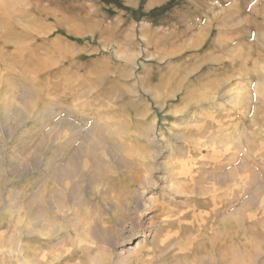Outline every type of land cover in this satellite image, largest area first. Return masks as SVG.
<instances>
[{
  "label": "rangeland",
  "instance_id": "obj_1",
  "mask_svg": "<svg viewBox=\"0 0 264 264\" xmlns=\"http://www.w3.org/2000/svg\"><path fill=\"white\" fill-rule=\"evenodd\" d=\"M115 1L0 0V264H208L203 240L214 233L217 241L223 220L234 231L242 209L258 200L253 191L262 167L257 159L264 158V0H175L160 13L151 12L160 6L146 8L149 0ZM202 98L207 100L197 102ZM185 126L191 129L189 143L212 140L211 164L225 160L204 182L230 177L222 189L228 208L214 216L219 202L203 200L201 194L190 210L187 203L165 216L150 207L140 217L138 233L130 235L127 224L91 200L90 186H98L107 172L108 186L128 182L133 159L152 153L149 139L160 146L159 160L172 156L171 147L180 153L182 141L172 133ZM50 131L57 136L47 145ZM239 139L246 150L237 148ZM237 151L241 158L234 159ZM55 170L59 174L53 177ZM238 193L242 197L236 199ZM70 194L80 208L69 210ZM150 194L167 204L161 187ZM182 200L183 194L177 195L179 204ZM100 218L111 228L107 234L98 225ZM77 221L84 227L75 228ZM95 226L100 229L96 238ZM238 236L234 232L222 247L218 244V256L228 250L226 264H246ZM190 241L195 243L190 250L172 254ZM257 241L262 249L253 264H264V232Z\"/></svg>",
  "mask_w": 264,
  "mask_h": 264
},
{
  "label": "bare ground",
  "instance_id": "obj_2",
  "mask_svg": "<svg viewBox=\"0 0 264 264\" xmlns=\"http://www.w3.org/2000/svg\"><path fill=\"white\" fill-rule=\"evenodd\" d=\"M233 6V5H232ZM238 9V8H237ZM235 10V9H234ZM240 10V9H239ZM263 10V9H262ZM238 13V12H236ZM235 14V13H234ZM238 15V14H237ZM258 15V14H257ZM239 16V15H238ZM260 16V15H259ZM238 18V17H237ZM256 18V17H255ZM254 19V18H253ZM261 20V18H260ZM263 20V19H262ZM256 21V20H255ZM250 23V22H249ZM258 24V23H257ZM257 24H254L255 26ZM250 25V24H249ZM261 27V26H259ZM257 28V27H256ZM255 28V29H256ZM262 28V27H261ZM260 29V28H259ZM258 29V30H259ZM235 30H238V29H235ZM260 32V30H259ZM243 34V33H242ZM28 37V36H27ZM240 44V43H239ZM32 48L34 46H31ZM239 51V50H237ZM236 51V52H237ZM28 53V52H26ZM25 53V54H26ZM33 54V53H32ZM241 54V53H240ZM30 55V54H29ZM235 55V54H234ZM241 56V55H240ZM29 58V56H28ZM30 59V58H29ZM256 61V60H255ZM257 62V61H256ZM255 64V63H254ZM28 66V65H27ZM26 70V69H25ZM253 70V69H252ZM37 71H39L37 69ZM246 73V72H245ZM248 73V72H247ZM35 75V74H34ZM37 76V75H36ZM29 77V76H27ZM32 77V76H31ZM31 77L29 79V82L31 81ZM39 77V76H38ZM251 77H253L251 75ZM33 79V78H32ZM36 79V78H35ZM250 79V78H249ZM253 79V78H252ZM34 81V80H33ZM36 83V82H35ZM219 83V82H218ZM216 84V83H215ZM211 85V84H210ZM160 86V85H159ZM164 86V85H163ZM205 86V84H204ZM222 86V84H221ZM203 87V86H201ZM200 87V88H201ZM207 87V86H206ZM209 87V86H208ZM219 87V86H217ZM159 88V87H158ZM184 88V87H183ZM191 89V88H189ZM202 89V88H201ZM208 89V88H207ZM221 89V88H220ZM148 90V89H147ZM186 90V89H185ZM198 90V89H197ZM189 91V90H188ZM198 92V91H197ZM214 92V91H213ZM185 93H188V92H185ZM193 93V92H192ZM210 93V92H209ZM215 93V92H214ZM217 93V91H216ZM199 94V93H198ZM203 94V93H202ZM223 95H226L227 93L224 91L223 93H221ZM180 95V94H179ZM185 95V94H184ZM183 95V97H184ZM191 95V94H190ZM207 95V93H206ZM40 96V95H39ZM200 96V95H199ZM154 97V96H153ZM191 97V96H190ZM211 97V96H210ZM223 97V96H222ZM28 98V97H27ZM37 98V97H36ZM35 98V99H36ZM96 98V97H95ZM158 98V97H157ZM167 98V97H166ZM192 98V97H191ZM215 98V97H214ZM23 99V98H22ZM97 99V98H96ZM153 99V98H152ZM196 99V98H194ZM210 99V98H208ZM220 99V98H218ZM260 99V98H259ZM20 100V99H19ZM32 100V99H31ZM178 100H181V99H178ZM189 100V99H188ZM207 99L205 98H202V99H199L197 102H203V101H206ZM212 100V99H211ZM214 100V99H213ZM28 101V100H27ZM96 101V100H95ZM130 101V100H129ZM133 101V99H132ZM190 101V100H189ZM196 101V100H195ZM260 101V100H259ZM30 102V101H29ZM27 102V103H29ZM33 102V101H31ZM35 102V100H34ZM171 102V101H170ZM21 103V101H20ZM24 103V102H22ZM95 103V102H94ZM135 103V102H134ZM207 103V102H205ZM30 104H33V103H30ZM99 104V103H98ZM132 104V103H131ZM120 105V104H119ZM126 105V104H124ZM130 105V104H129ZM142 105V104H141ZM140 105V106H141ZM166 105V104H165ZM188 105V104H187ZM190 105V104H189ZM200 105V104H199ZM25 106V105H24ZM123 106V105H122ZM135 107V105H133ZM185 106V105H184ZM196 107H198L197 105H195ZM29 107V106H28ZM96 107V106H95ZM162 107V106H161ZM187 107V106H186ZM185 107V108H186ZM189 107V106H188ZM110 108V107H109ZM126 108V106H125ZM193 108V107H191ZM203 108V107H202ZM160 110V109H159ZM177 111V110H176ZM193 111V110H192ZM196 111V110H195ZM16 112V110H15ZM104 112V111H103ZM120 112V111H119ZM137 112V111H136ZM182 112V111H181ZM15 114V113H14ZM28 114V113H27ZM120 114V113H119ZM191 114V113H189ZM128 115V114H127ZM142 115V114H141ZM17 116V115H16ZM15 116V117H16ZM122 116V115H121ZM126 116V115H125ZM143 116V115H142ZM229 116V115H228ZM231 116V115H230ZM29 117V116H28ZM116 117V115H115ZM219 117V116H218ZM217 117V119H219ZM17 118V117H16ZM118 118V117H117ZM26 119V118H25ZM66 119V118H65ZM96 119V118H95ZM116 119V118H115ZM216 119V118H215ZM99 120V119H97ZM196 120V119H195ZM214 120V119H213ZM223 120V119H222ZM95 121V120H94ZM138 121V120H137ZM215 123H217L216 121L217 120H214ZM94 123V122H93ZM92 123V124H93ZM97 123V122H96ZM95 123V124H96ZM151 123V122H150ZM214 123V124H215ZM220 123V122H218ZM68 124V123H67ZM94 124V125H95ZM140 124V123H139ZM63 125V124H62ZM147 125V124H146ZM12 126V125H11ZM127 126V125H126ZM140 126V125H139ZM152 128H153V125H151ZM208 126V125H207ZM213 126V125H212ZM216 126V125H215ZM93 127V126H92ZM18 128V127H17ZM65 128H67L65 126ZM72 128V126H71ZM119 128V127H118ZM149 129H151L150 125L148 127ZM194 128V126H193ZM213 128V127H212ZM13 129V128H12ZM142 129V128H141ZM7 130V129H6ZM54 130V129H53ZM117 130V129H115ZM119 130V129H118ZM191 131V129L187 126L183 127V128H180V130H178L177 132H173L172 133V136L175 137L176 139H179L182 141V148H181V151L180 153H175L174 152V148L171 147V150L172 151V156L169 157V158H166V160H159V156L161 154V151H160V146L156 145L158 143H156L155 140H150L149 139V142L151 144V148H152V153H147V154H144L143 152L141 154H139V157L137 158H134L133 159V170L129 173V178L130 180L128 182H125V183H122L120 184V188L119 186H115V187H112V186H108L105 182H106V178L108 176L111 175V172H107V175H105V177L103 178V181L101 180L100 183H98V186H94L93 184L90 186V194L92 195L91 196V200H95L96 203L97 202H101L102 204H104L105 206V209H106V214L108 216H111V218H114L115 220H117L118 223L120 224H127V228H128V232H130V235H135L138 233V230L139 228L142 226L141 224V216L150 208V207H155L157 208V210H160V212L162 213L161 215H167L169 213H177L178 210H180V207H182L183 205H186L187 203H189L190 207H189V210L192 209V207L194 206L193 203H194V200L195 198L197 197V195L201 194V198L203 200H206V201H211L212 203H216L217 201L219 202V205L217 206V209L213 212V215L216 216L217 214H222L225 212V210L228 208L226 206L227 204V198L226 196L227 195H224L225 192H223L222 189H224L225 186H227L228 182L230 181V177H225V176H221V177H213L215 179H212L213 181L211 183H206L204 182L206 177L209 175V177H212L213 175L216 174L215 172V168H221L222 167V162L224 161L225 163V160L223 159V161L217 163V166L216 164L213 165L211 164V153H209V151L211 152L215 150V147L214 149L210 148L209 145H211V141L210 138L208 141H197V142H194V141H191V143H189V141L187 140L188 137L186 135H188V131ZM9 131V130H8ZM14 131V130H13ZM69 131V130H68ZM151 131V130H150ZM153 131V129H152ZM211 131V130H210ZM210 131H208L210 133ZM251 131V130H250ZM254 131V130H253ZM11 132V131H10ZM48 132V131H47ZM52 131H50L49 133H51ZM85 132V131H84ZM48 133V136L46 135L47 137V145H49L52 141L55 140L56 138V134H54L53 132L51 134ZM92 133V132H91ZM142 133V132H141ZM98 134V133H97ZM119 134V133H118ZM117 134V135H118ZM122 134V133H121ZM151 134V133H149ZM171 134V133H170ZM214 134V133H213ZM81 135V134H80ZM82 135H83V132H82ZM88 135V134H87ZM86 135V136H87ZM92 135V134H91ZM96 135V134H95ZM111 135V134H110ZM115 135V134H113ZM12 136V135H11ZM73 136V135H72ZM85 136V135H84ZM85 136V138H86ZM104 136V135H103ZM120 136V135H118ZM171 136V135H170ZM218 136V135H217ZM78 137V136H77ZM110 137V136H109ZM142 137H145L144 135H142ZM8 138V137H7ZM83 138V139H85ZM94 138V137H93ZM107 138V136H106ZM114 138V137H113ZM153 138V137H152ZM256 138V137H255ZM74 139V138H73ZM95 139V138H94ZM103 139V138H102ZM156 139V138H155ZM163 139V138H162ZM208 139V138H207ZM214 139V138H213ZM100 140V139H99ZM107 140V139H106ZM105 140V141H106ZM242 139H239L238 141L234 142L237 146V148H241L246 150V148L243 146V143L241 141ZM252 140V139H251ZM85 141L87 142V138L85 139ZM89 141V140H88ZM96 141V140H94ZM148 141V140H147ZM42 142V141H41ZM92 142V141H91ZM115 142V141H114ZM96 143V142H95ZM111 143V142H109ZM131 143V142H130ZM141 143V142H140ZM83 144V143H82ZM86 144V143H85ZM88 144V142H87ZM92 144V143H91ZM169 144V143H168ZM80 145V144H79ZM160 145V144H159ZM170 145V144H169ZM259 145V143H258ZM257 145V146H258ZM3 146V145H2ZM83 146V145H82ZM86 146V145H85ZM99 147L101 145H98ZM149 146V145H148ZM48 147V146H47ZM70 147V146H69ZM76 147V146H75ZM137 147V146H136ZM38 148V147H37ZM103 147H101L102 149ZM140 148V146L138 147ZM220 148V147H219ZM258 148V147H257ZM2 149V148H0ZM4 149V148H3ZM51 149V148H50ZM49 149V150H50ZM100 149V148H99ZM48 150V149H47ZM148 150V148H147ZM151 150V149H150ZM242 150V151H244ZM256 150V149H255ZM132 151V150H131ZM139 151V149H138ZM149 151V150H148ZM219 151V150H218ZM41 152V150H40ZM43 152V151H42ZM72 152V151H71ZM86 152V151H85ZM137 152V151H136ZM150 152V151H149ZM45 153V152H44ZM66 153V152H65ZM105 153V152H104ZM126 153V152H124ZM227 153V152H226ZM235 153V152H234ZM2 154V153H1ZM52 154V153H51ZM57 154V153H56ZM74 154V153H73ZM103 154V153H102ZM181 155V157L179 158L178 155ZM215 154V153H213ZM243 154V153H242ZM44 155V154H43ZM59 155V154H58ZM72 155V154H71ZM91 155V154H90ZM132 155V154H130ZM232 155V154H231ZM236 157L234 159H238V157L240 156V154L238 153V151L235 153ZM234 155V156H235ZM253 155V154H252ZM61 156V155H60ZM104 156V155H103ZM219 156V154H218ZM244 156V155H243ZM49 157V156H48ZM59 157V156H58ZM82 157V156H81ZM80 157V158H81ZM201 157L204 158V162L203 161H200V159H202ZM225 157V156H224ZM256 157V156H255ZM33 158V157H32ZM36 158V157H35ZM56 158V157H55ZM77 158V157H76ZM127 158V156H126ZM125 158V159H126ZM206 158H208L209 162H206ZM241 158V157H239ZM246 158V157H245ZM85 159V158H84ZM114 159V158H113ZM116 159V158H115ZM128 159V158H127ZM226 159V158H225ZM71 160V159H70ZM77 160V159H76ZM81 160V159H80ZM130 160V159H129ZM149 160H152L154 161L153 165L149 164ZM218 160H221V159H218ZM232 160V159H231ZM55 161V160H54ZM53 161V162H54ZM109 161V160H108ZM128 161V160H127ZM125 160V162H127ZM217 161V159H216ZM228 161V160H227ZM245 161V160H243ZM254 162V160H252ZM251 161V162H252ZM36 162V161H35ZM68 161H66L65 163H67ZM79 162V161H78ZM87 162V161H86ZM99 162V161H98ZM116 162V161H115ZM114 162V164H115ZM118 162V161H117ZM214 162V161H213ZM257 162L262 166L260 168V171H259V175L257 177V180L255 181L256 184H257V187L255 188V190L253 192H257V198L258 200L256 201V203L253 205V206H247L242 209V213H241V224L240 225H235V229L234 231H231V227H232V224H230L227 220H223L222 221V231H221V237L217 239L216 241V237H215V234L213 233L211 235V238H207V239H204L203 240V243H204V246L208 252V256H209V259H211L210 262H208V264H216V263H220V264H226L227 260H228V250L227 249H223V257L222 256H218L217 255V247H218V244L221 245V247L225 244V242L227 241V237L231 236V234H234V232H239V239H240V242L238 243L237 245V248L238 250H240L241 252H243V255H242V259H244V262L246 264H253V258H254V254L257 250H261L262 248V244L260 242L257 241V237H259L260 235V232H264V226H263V216H264V158L263 157H260L259 158V161L257 159ZM58 163V162H57ZM69 163V162H68ZM75 163V162H74ZM92 163V162H91ZM109 163V162H108ZM130 163V161L128 162ZM215 163V162H214ZM231 163V162H230ZM238 163V162H237ZM240 163L243 165L244 162L240 161ZM72 164V163H70ZM81 164V163H80ZM84 164V163H83ZM112 164V163H111ZM117 164V163H116ZM115 164V165H116ZM120 162H118L117 165H119ZM131 164V163H130ZM229 164V163H228ZM255 164V162H254ZM58 165V164H57ZM60 165V164H59ZM66 165V164H65ZM74 165V164H72ZM121 165V164H120ZM246 165V164H245ZM258 165V164H257ZM30 166V165H29ZM55 166V165H54ZM85 166V164H84ZM106 166V165H105ZM226 166V165H225ZM239 166V165H238ZM31 167V166H30ZM34 167V166H33ZM93 167V166H92ZM107 167V166H106ZM126 167V166H125ZM124 167V168H125ZM224 167V166H223ZM237 167V166H236ZM259 167V166H258ZM35 168H36V165H35ZM50 168V167H49ZM53 168V167H52ZM55 168V167H54ZM84 168V167H83ZM96 167L94 166V169ZM226 168V167H225ZM69 168H67L68 170ZM87 169V167H86ZM93 169V168H92ZM111 169V168H110ZM109 169V170H110ZM236 169L235 171H239L238 168H234ZM244 169V168H243ZM246 169V167H245ZM244 169V170H245ZM31 170H32V167H31ZM45 170V169H44ZM48 170V169H47ZM62 170V169H61ZM65 170V169H64ZM80 170V169H79ZM96 170V169H95ZM125 170V169H123ZM254 170V169H253ZM50 171V170H49ZM104 171V170H103ZM116 173L120 172V170L118 169H115L114 170ZM126 171V170H125ZM124 171V172H125ZM161 171H164L163 173L167 172V174H163L164 176L161 175ZM233 171V170H232ZM243 171V170H242ZM256 171V169H255ZM51 172V171H50ZM49 172V173H50ZM63 172V171H62ZM61 172V173H62ZM70 172V170H69ZM88 172V171H87ZM90 172V171H89ZM94 172V171H92ZM96 172V171H95ZM223 172V171H222ZM257 172V171H256ZM27 173V172H26ZM25 173V174H26ZM72 173H74L72 171ZM97 173H100L99 171H97ZM96 173V174H97ZM102 173V172H101ZM123 173V172H122ZM228 173V172H226ZM243 173V172H241ZM258 173V172H257ZM59 174V172L57 173V170H55L53 173H52V176L53 177H56L57 175ZM94 173H92V177H96L95 174L93 175ZM126 174V173H125ZM222 174V173H221ZM230 174V172L228 173ZM246 174V173H244ZM21 175V174H20ZM51 175V174H50ZM63 175V174H61ZM60 175V176H61ZM71 175V174H70ZM75 175V173H74ZM90 175V174H89ZM117 175V174H116ZM223 175V174H222ZM59 176V177H60ZM86 177V175H84ZM102 176V174H101ZM243 176V175H242ZM78 177V176H76ZM98 177V176H97ZM123 177V176H122ZM20 178V177H19ZM58 178V177H57ZM109 178V177H108ZM107 178V179H108ZM117 178V177H116ZM185 180H184V179ZM60 179V178H59ZM72 179V178H71ZM87 179V178H86ZM120 179V178H119ZM118 179V180H119ZM187 179V180H186ZM57 180V179H55ZM80 180V179H79ZM88 180V179H87ZM178 180H183V181H178ZM211 180V179H210ZM233 179H231L232 181ZM236 180V179H235ZM50 181V179H49ZM59 181V180H58ZM66 182V181H65ZM72 182L74 183V181L72 180ZM117 182V181H116ZM58 183V182H57ZM72 183V184H73ZM110 183V182H108ZM233 183V182H231ZM2 184L3 182L0 180V187H2ZM64 184V183H63ZM71 184V183H70ZM78 184V183H77ZM230 184V183H229ZM235 184V183H233ZM251 184V183H250ZM253 184V183H252ZM67 185H68V182H67ZM97 185V184H96ZM113 185V184H112ZM238 185V184H237ZM54 186V185H53ZM57 186V185H56ZM73 186V185H72ZM136 186V187H134ZM67 187V186H66ZM75 187H76V183H75ZM72 189L71 193H73L74 191V188ZM86 187V186H85ZM155 187H161V192H162V200L163 201H167V204H163V202H159V198L160 197H154V196H151L148 195L149 192L155 188ZM230 187V186H229ZM237 187V186H236ZM235 187V188H236ZM59 188V187H58ZM68 188V187H67ZM66 188V189H67ZM228 188V187H227ZM55 189V188H54ZM65 189V190H66ZM76 189V188H75ZM89 189V188H88ZM58 190V189H57ZM55 191V190H54ZM53 191V192H54ZM61 191V190H60ZM59 191V192H60ZM89 190H87V193H88ZM226 191V190H224ZM80 192V191H79ZM229 192V191H228ZM244 192V191H243ZM247 192V191H246ZM52 193V192H50ZM57 193V192H56ZM55 193V194H56ZM77 193H78V190H77ZM248 193V192H247ZM60 194V193H59ZM75 194V193H74ZM73 194V195H74ZM80 194V193H79ZM183 194V200L181 202V204L178 203V201H176V197L177 195H182ZM219 194V195H218ZM240 194L241 193H238L236 195V199H239L240 197ZM255 194V193H253ZM78 195V194H76ZM82 195V193H81ZM216 195V196H215ZM251 196V194H249ZM52 196V195H51ZM80 196V195H79ZM148 196V197H147ZM231 196V195H230ZM229 196V197H230ZM66 197V196H65ZM71 200V206L69 208L70 209H74L76 206L78 208H80L79 206L80 203L78 202H75L73 200V197L75 196H72L70 194V196H68ZM242 197V196H241ZM240 197V198H241ZM247 197L249 198V196L247 195ZM58 198V197H56ZM84 198V197H83ZM247 198V199H248ZM80 199V198H79ZM194 199V200H193ZM1 200V199H0ZM30 201V200H29ZM60 201V200H59ZM58 201V202H59ZM239 201V200H238ZM247 201H250V200H247ZM203 202V201H202ZM210 202V203H211ZM245 202V201H243ZM242 202V203H243ZM253 202V201H251ZM56 203V202H55ZM54 203V204H55ZM87 203V202H86ZM91 203V202H90ZM53 204V203H52ZM100 204V203H99ZM66 205V204H65ZM91 205V204H90ZM94 205V204H92ZM98 205V203L96 204ZM95 205V206H96ZM198 205V204H197ZM195 204V208L197 206ZM244 206V203L242 204ZM241 205V206H242ZM54 208H55V205H53ZM101 206V205H100ZM99 206V207H100ZM188 206V205H186ZM185 206V207H186ZM225 206H226V209H225ZM27 207V205L25 206ZM97 207V206H96ZM248 207V208H247ZM252 207V208H251ZM90 208V207H89ZM159 208V209H158ZM66 209V208H65ZM104 209V208H103ZM184 209V208H183ZM194 209V208H193ZM75 210V209H74ZM81 210V209H80ZM210 210V209H209ZM56 211V210H55ZM82 211V210H81ZM93 212V210H91ZM99 211V210H98ZM64 212V211H63ZM74 212V211H73ZM89 212V211H88ZM95 212V211H94ZM102 212V211H101ZM131 212L135 213V217H131ZM82 213V212H81ZM158 213V212H157ZM73 214V213H72ZM75 214V213H74ZM80 214V213H79ZM77 214V215H79ZM83 214V213H82ZM88 214V213H86ZM97 214V213H96ZM71 214H69L70 216ZM146 215V214H145ZM160 215V214H159ZM187 215V214H186ZM84 216V214H83ZM88 216V215H87ZM189 216V215H188ZM226 216V214H225ZM57 217V216H56ZM60 217V216H59ZM62 217V216H61ZM67 217V216H65ZM71 218V217H70ZM86 218V217H85ZM64 219V218H63ZM68 219V217L66 218ZM183 219H184V216H183ZM199 219V218H198ZM100 221H98V225H100V229L101 231L104 233V234H107L108 232H110L111 228L103 225V222L104 220L103 219H99ZM205 220V219H204ZM62 221V220H60ZM194 221V220H193ZM217 221V220H216ZM64 222V221H63ZM143 222V221H142ZM200 222V221H199ZM152 223V222H151ZM198 223V222H197ZM149 224V223H148ZM189 224V223H188ZM34 225L33 224L31 227H26L24 230H26L27 232H24V234H28L31 230H33L32 228H34ZM75 225L74 226L75 228L79 227V226H83L85 225V223L83 224V221H77L75 222ZM147 225V224H146ZM191 225V224H190ZM212 225V224H211ZM70 226V225H69ZM111 226V225H110ZM117 226V225H116ZM148 226V225H147ZM196 226V225H195ZM199 226V225H198ZM112 227V226H111ZM124 227V226H123ZM187 227V226H186ZM202 227V226H201ZM200 227V228H201ZM206 227V226H205ZM66 228V227H65ZM185 228V227H184ZM199 228V229H200ZM67 229V228H66ZM100 229L95 226V234H94V238H96L99 234V231ZM144 229V228H143ZM193 229V228H192ZM117 230V228H116ZM179 230V229H178ZM185 230V229H184ZM203 230V229H202ZM123 231V229H122ZM141 231V230H140ZM150 231V230H149ZM169 231V230H168ZM171 231V230H170ZM210 231V230H209ZM208 230L206 231H193L192 235L194 236H198L200 234L204 235V234H207L209 232ZM22 232V231H21ZM127 232V233H128ZM163 232V231H162ZM113 233V232H112ZM178 233V232H177ZM176 233V234H177ZM114 234V233H113ZM126 234V233H125ZM145 234V233H144ZM147 234V233H146ZM53 235V234H52ZM70 235V234H69ZM161 235V234H160ZM80 236V235H79ZM163 236V235H161ZM183 236V235H182ZM165 237V236H163ZM115 238V236H114ZM158 238V237H157ZM256 238V240H255ZM262 238V237H261ZM144 239V238H143ZM167 239V238H166ZM177 240H179V238L177 237L176 238ZM189 239V238H188ZM108 240V239H107ZM163 240V239H162ZM165 240V239H164ZM192 240L194 242H196L193 238ZM260 240V239H259ZM262 240V239H261ZM166 241V240H165ZM169 241V240H168ZM188 241V240H187ZM193 241H190L184 245H179V247L175 249H172V250H175V252H173L172 254H178L179 251L182 252L184 250H187L189 248H191L195 243ZM219 241V242H218ZM186 242V241H184ZM201 242V241H199ZM97 243V242H96ZM100 243V242H99ZM112 243V242H111ZM163 243V242H162ZM165 244V243H164ZM166 244H167V241H166ZM155 245V244H154ZM161 245V244H159ZM264 245V244H263ZM174 246V244H173ZM172 246V247H173ZM176 246V244H175ZM144 247V246H143ZM143 247L141 249H143ZM65 248V247H64ZM146 248V247H145ZM170 249V248H169ZM169 249H166V250H169ZM197 249V248H196ZM199 249V248H198ZM139 251V249H136ZM145 250V249H144ZM160 250V249H159ZM190 250V249H189ZM188 250V251H189ZM219 250V248H218ZM141 251V250H140ZM143 251V250H142ZM150 251V250H149ZM157 251V250H156ZM162 251V250H161ZM170 251V250H169ZM202 251V249H201ZM146 252V251H145ZM172 252V251H171ZM232 252V251H231ZM139 253V252H138ZM149 253V252H147ZM151 253L152 250H151ZM161 253V252H160ZM220 253V252H219ZM154 254V253H153ZM166 254V253H164ZM163 254V255H164ZM138 255V254H137ZM141 255V253H140ZM158 255V254H157ZM238 255V254H237ZM259 255V254H258ZM142 256H143V253H142ZM147 256V255H146ZM152 256V255H150ZM256 256V254H255ZM141 257V256H140ZM149 257V256H148ZM162 256L160 255V258ZM237 257V256H236ZM163 258V257H162ZM165 259V258H164ZM167 259V258H166ZM196 259V258H195ZM199 259V258H198ZM146 260V258H145ZM44 261V260H43ZM148 261V260H147ZM171 261V260H170ZM150 262V261H149ZM164 262V261H163ZM167 262V261H166ZM195 262V261H194ZM201 262V261H199ZM237 262V261H236ZM240 262V261H239ZM192 263V262H191ZM218 263V264H219ZM145 264V262H144ZM200 264V263H199Z\"/></svg>",
  "mask_w": 264,
  "mask_h": 264
},
{
  "label": "trees",
  "instance_id": "obj_3",
  "mask_svg": "<svg viewBox=\"0 0 264 264\" xmlns=\"http://www.w3.org/2000/svg\"><path fill=\"white\" fill-rule=\"evenodd\" d=\"M103 1H106V2L113 1V2H116L117 3V1H115V0H103ZM174 2H175V0H169L166 4L160 5L159 8H155L151 12H153V13L163 12L166 9H168Z\"/></svg>",
  "mask_w": 264,
  "mask_h": 264
},
{
  "label": "crops",
  "instance_id": "obj_4",
  "mask_svg": "<svg viewBox=\"0 0 264 264\" xmlns=\"http://www.w3.org/2000/svg\"><path fill=\"white\" fill-rule=\"evenodd\" d=\"M167 0H149L146 3V8H151L153 5L154 6H160L161 4L165 3ZM157 3V4H156Z\"/></svg>",
  "mask_w": 264,
  "mask_h": 264
}]
</instances>
